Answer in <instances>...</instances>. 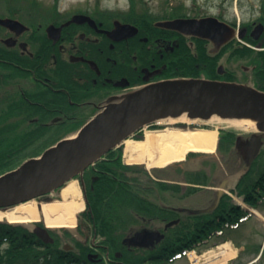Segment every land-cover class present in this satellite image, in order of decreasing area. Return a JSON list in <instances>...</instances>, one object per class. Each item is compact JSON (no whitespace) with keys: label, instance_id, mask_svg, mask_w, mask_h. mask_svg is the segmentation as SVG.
Returning a JSON list of instances; mask_svg holds the SVG:
<instances>
[{"label":"flooded vegetation","instance_id":"flooded-vegetation-1","mask_svg":"<svg viewBox=\"0 0 264 264\" xmlns=\"http://www.w3.org/2000/svg\"><path fill=\"white\" fill-rule=\"evenodd\" d=\"M127 1L125 8L115 9L107 7L103 0H85L72 7H62L59 0L53 4L38 0H2L4 12L0 13V18L17 21L24 28L13 29L0 24V69L22 74L23 95L31 106L40 110L41 117L47 120L45 125L64 124L62 128L58 126L60 130L71 133L76 130V124L89 121L105 106L117 104L146 85L171 79L173 68L191 61H195L200 78L264 81V3L253 15L256 18L245 25V39L254 45L255 53L244 60L231 57L227 49L214 54L210 41L205 43L200 38L158 25L178 19L216 17L238 29L236 23L225 21L221 15L204 16L198 11L181 10V5L153 8L145 0L133 7L131 0ZM75 17L89 20L80 18L73 22ZM117 24L134 26L138 34L116 40L110 33ZM257 27H260L258 40L252 37ZM151 36L155 37L153 41ZM195 43L198 50H194ZM236 44L237 38L228 46ZM30 121L38 122L39 118ZM107 156L100 162L112 161ZM113 166L120 172L114 174L100 169L97 163L79 177L88 202L86 209H89L91 193L102 179L118 181L120 198L125 203L136 202L140 191L151 194V183L141 185L138 182L139 167L127 164L123 156L122 163ZM262 186L259 183L251 186L243 196L244 201L250 204L246 201L249 199L255 205L264 204ZM47 199L44 197L40 201ZM230 203L234 204L233 199ZM124 209L128 220L121 232H115L114 241L105 237L99 241L89 239L92 232L85 228L87 211L80 215L75 233L66 230L50 233L62 242L61 248L65 249V244L69 243L73 247L70 251L80 252V264H120L123 251L134 253L138 261L141 252H152L165 238L147 248L130 245L128 240L144 230L159 231L166 237V224L164 228L154 226L151 218L142 219L143 224H140L133 210L128 206ZM242 211L255 218L248 209ZM243 223L229 229L236 230ZM80 245L84 252L79 251ZM137 264H147V261Z\"/></svg>","mask_w":264,"mask_h":264},{"label":"trees","instance_id":"trees-1","mask_svg":"<svg viewBox=\"0 0 264 264\" xmlns=\"http://www.w3.org/2000/svg\"><path fill=\"white\" fill-rule=\"evenodd\" d=\"M135 4L133 0V6ZM154 39L155 37L151 36V40ZM225 49L231 57L244 60H248L255 53L253 49L241 43L226 46L223 51ZM194 50H198L196 43ZM170 75V77L197 76L195 61L177 65ZM21 77L22 74L18 71L0 69V176L17 169L26 160L40 156L61 140L63 136L55 140L57 137L52 136L55 132L58 136L66 134L60 130L64 124H44L47 120L41 117L40 110L31 106L23 95ZM256 87L264 91V81H256ZM36 117L39 118L38 122L30 121ZM142 138L143 134L137 137ZM238 143H242V138L236 133H220L219 151L227 149L224 162L231 168L243 165L237 161ZM122 155V148L112 151L107 156L112 161H102L98 166L117 174L120 169L113 165L122 163ZM263 165L264 142H261L249 171L239 182L240 194H247L249 188L257 183L263 184L264 190V170L259 172ZM153 173L160 178L161 172ZM138 182L141 185L151 183V194L140 191L136 202L132 200L133 202L125 203L120 198L118 181L102 179L91 193L85 228L93 227L103 237L111 241L116 240L115 232H121L122 226L128 220L124 209L126 206L139 216L140 224H143L142 219L149 218L154 226L176 219H181V222L166 231V240L156 250L141 252L138 261L134 253L123 251L120 264H137L144 261H147V264H173L178 256L192 249L205 248L209 244L208 239L219 236L218 231L238 224L242 217L247 216L242 209L230 203L228 196L223 197L219 208L213 213L199 216L181 215L169 208L175 206L174 200L187 196L181 195L180 187L156 181L143 169L138 170ZM246 201L250 202V205L255 204L249 199ZM61 245L59 241L45 244L23 226L0 223V264H78L80 259L77 257L81 254L77 251L67 252ZM80 251L84 252L82 245Z\"/></svg>","mask_w":264,"mask_h":264},{"label":"water","instance_id":"water-1","mask_svg":"<svg viewBox=\"0 0 264 264\" xmlns=\"http://www.w3.org/2000/svg\"><path fill=\"white\" fill-rule=\"evenodd\" d=\"M80 18L83 17H75L73 22ZM0 24L13 29L24 28L21 23L13 20L0 18ZM158 25L211 41L214 46L213 53L218 52L235 36V30L230 25L214 17L200 20L178 19ZM259 28L257 27L252 33V37L256 40L259 39ZM137 33L138 29L131 25L117 24L110 35L120 40L122 37L135 36ZM245 35L246 31L238 37L243 39ZM185 114L191 120L204 121L215 116L223 120L253 118L258 120V131L264 134V92L246 84L203 79L169 80L139 89L126 95L122 102L108 105L75 137L60 141L46 150L39 159H31L17 171L1 176L0 211L12 210L62 188L145 125L156 121L178 119ZM257 149L256 145L255 152ZM250 159L247 170L253 157ZM243 175L244 173H241L239 178ZM228 184L229 181H226L219 186L215 201L209 209L177 210L192 215L216 210L222 196L229 188ZM54 201L51 197L48 199V203ZM178 223L179 220L171 222L166 229ZM29 228L45 243H54L47 229L34 225ZM163 238L164 235L160 232L145 230L128 240V243L147 247L149 243L160 242Z\"/></svg>","mask_w":264,"mask_h":264},{"label":"rangeland","instance_id":"rangeland-1","mask_svg":"<svg viewBox=\"0 0 264 264\" xmlns=\"http://www.w3.org/2000/svg\"><path fill=\"white\" fill-rule=\"evenodd\" d=\"M41 3L53 4L57 0H38ZM150 4L151 7H163L166 5L174 6H186L188 11H193L203 14L204 16H218L221 15L223 19L227 22L236 23L237 27L240 28L241 32L244 30V24L248 23L249 20L254 19L253 15L257 14L260 6L264 3V0H145ZM85 2V0H59V4L62 7L76 6L77 4ZM104 4L109 8H125L128 1L127 0H103ZM3 2L0 0V13H3L2 8ZM92 112V111H91ZM171 119L164 120L159 124L148 127L146 130H158L167 129L170 127H183L186 126L182 123L172 124ZM192 124L195 128H214L218 132H234L236 134H249L257 131L244 132L234 128H231L227 123H217L212 121L196 120ZM82 124L78 123L75 125V129H78ZM188 126V125H187ZM142 134V133H140ZM144 137L145 133L143 132ZM139 135V134H138ZM138 135L131 137V139H136ZM53 135V137H55ZM60 137L56 138L58 140ZM124 147V144L121 145ZM244 146V144H243ZM223 154H227V150L224 148L222 150ZM245 161H250V148L244 146L240 151ZM143 170L148 172L149 170L144 166H140ZM236 172H231V170L225 167L221 161L220 156L216 154H204L197 155L193 154L186 157L185 161L175 165L169 171L165 172V179L171 184L181 185L183 191L197 189L204 186L199 194H194L193 196L186 198L185 200H174L175 204L183 206L190 209H205L208 208L214 201L216 192L223 181L230 179L232 181ZM184 177L187 182L184 184ZM201 179L203 180L201 182ZM82 187V186H81ZM60 194V191L54 192L56 197ZM258 216L245 222L238 229L229 231L225 234V239L231 240L237 249L236 257L228 261L227 264H264V257L258 260V254L260 257L264 254V204L261 205L257 212ZM6 223V222H5ZM44 225L46 224L43 222ZM87 230H93L92 227H87ZM75 233L76 229H71ZM62 233V232H61ZM216 243V245H214ZM221 241H212L210 246L204 249V251L211 248L217 247L221 244ZM241 245V246H240ZM245 247V248H244ZM247 249V251H245ZM203 251V252H204ZM202 252V251H201ZM199 254V253H197ZM234 261V262H232ZM174 264H193L188 257H181Z\"/></svg>","mask_w":264,"mask_h":264},{"label":"bare ground","instance_id":"bare-ground-1","mask_svg":"<svg viewBox=\"0 0 264 264\" xmlns=\"http://www.w3.org/2000/svg\"><path fill=\"white\" fill-rule=\"evenodd\" d=\"M170 121L172 124L182 123L186 126L151 130L147 131L141 140H126L125 162L129 165H141L149 170L153 169L151 172H162L170 166L185 161L190 155L216 153L219 136L217 129L192 127L195 122L187 114ZM210 121L227 123L231 128L244 132L257 131L258 124V120L253 118L222 120L215 116ZM53 199L55 200L53 203L44 202L41 206L33 200L12 210L0 211V221L28 226L45 221L50 229H75L78 215L86 208L79 182L76 180L68 182L61 189L60 194ZM236 254L237 249L230 241H226L200 255L191 254V257L193 264H227L236 257Z\"/></svg>","mask_w":264,"mask_h":264}]
</instances>
